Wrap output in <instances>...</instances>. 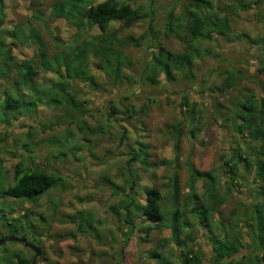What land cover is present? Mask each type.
Here are the masks:
<instances>
[{
  "label": "trees",
  "instance_id": "trees-1",
  "mask_svg": "<svg viewBox=\"0 0 264 264\" xmlns=\"http://www.w3.org/2000/svg\"><path fill=\"white\" fill-rule=\"evenodd\" d=\"M154 3L155 0H149L146 7L135 6L131 0H30V4L36 7L32 20L20 21L9 28L6 26V2L0 0L1 121L9 123L13 117L19 118L24 113L36 111L40 105L62 109L71 106L75 114L79 113L76 116L79 130H90L88 124L80 119L90 111L85 107L87 101L78 97V84L100 89L93 72L94 65L111 79L113 86L131 80V75L125 73L134 69V61L127 52L130 47L147 48L149 59L143 68L142 80L148 85H160L163 79L174 82L176 74L194 78L195 62L210 54L203 44L217 40L218 36L229 37L231 17L217 5L216 0H184L182 6L169 11L161 26L155 22ZM46 4L48 16L43 8ZM246 6L242 0L228 4V7L241 9ZM47 17L63 19L75 29L67 41L56 40L53 52L40 28L42 26L50 32ZM143 21H146L147 27L140 35L126 32ZM170 37L184 44L185 49L178 52L168 49L162 40ZM15 45L35 48L36 54L32 59L19 61L13 54ZM41 69L54 75L56 80L38 81ZM240 80L239 70L234 67L227 69L217 90L224 96L236 89ZM246 91L230 100L229 105L221 106L222 110L216 111L217 118L227 127L230 124L233 135L238 137L233 140L232 152L220 155V175L199 170L193 162L187 161L190 175L184 201L177 172L168 178L169 197H164L155 187L142 186L141 174L135 165L149 172L156 167V163L150 160L149 145L141 141L128 145L125 166L118 170L114 179L103 177L111 185L117 200L111 211L120 229L121 262L136 231L143 233L139 240L146 242L153 230L158 229L170 231L165 242L171 241L175 247L161 244L150 251L149 259L154 264H207V254L200 240L202 236L213 250L210 264H264V95L258 96L249 89ZM110 103L109 121L120 108L118 103ZM180 107L191 126L192 136H196L207 110L197 101H192L188 93L183 95ZM123 112L129 118L136 116L134 106H126ZM74 113L70 115L75 116ZM172 126L177 128L174 133L175 156L169 163L175 164L179 161L183 131L176 125ZM127 139L125 133L120 135L121 141ZM239 165L248 175L252 201L244 202L241 210L233 208L229 217L217 219V213L229 199L231 186L242 177ZM3 173L0 170V197L36 202L49 190L63 184L60 176L23 162L14 166L15 179L12 183H6ZM198 181L203 182L202 193L197 191ZM140 196H145L144 202ZM1 219L2 224L13 233L22 231L25 238V231H28L34 245L41 243V228L30 218L29 211L21 217L12 218L3 210ZM69 219L77 222L78 233L91 232L100 238L99 222L91 213L79 211ZM39 220L46 221V218L41 215ZM68 236L75 238L76 234ZM27 249L32 252L31 258L20 250H7L3 258L5 264H31L34 252Z\"/></svg>",
  "mask_w": 264,
  "mask_h": 264
},
{
  "label": "rangeland",
  "instance_id": "rangeland-1",
  "mask_svg": "<svg viewBox=\"0 0 264 264\" xmlns=\"http://www.w3.org/2000/svg\"><path fill=\"white\" fill-rule=\"evenodd\" d=\"M135 6H149V0H131ZM237 0H216L231 17L229 37H217L203 44L210 54L202 56L195 62V77H181L176 74V81L162 80L160 85H148L142 80L145 62L149 59L146 46L128 48L127 52L134 61V69L126 71L132 79L124 84L113 86L111 79L93 66L99 90L78 84L76 91L79 99L86 100L85 107L90 111L84 120L90 130L80 131L76 116L71 106L57 108L40 105L36 111L13 117L9 123L1 121L0 115V170L4 173L6 183L15 179L14 166L23 162L27 165L62 178L63 184L49 190L36 202L14 199L10 196L0 197V238L7 236H24V232L13 233L2 223L3 210L12 218L21 217L29 211L30 218L41 228L42 239L37 246L42 254L37 264H154L149 259V252L164 244L175 247L169 230H153L149 241L141 242V231H136L125 249L123 262L120 258V229L111 206L117 201L112 194L111 185L103 177L115 178L118 170L125 166V153L129 144L141 141L149 145L150 160L156 163L151 171H144L139 165L136 168L141 174L142 186L157 188L164 197H169L168 178L173 172L180 177L183 201L188 193L187 182L189 171L186 162L191 161L199 170H206L220 175V155L232 152L235 137L229 126L217 118V110L229 105L230 100L249 89L258 96L264 95V0H242L246 8L228 7ZM7 11L6 26L12 28L20 21L27 22L36 11L30 0H5ZM184 0H155V22L161 26L173 8L183 5ZM48 4L43 8L49 15ZM177 12L179 9L176 10ZM50 32L40 26L42 35L51 52L54 44L67 41L75 32L63 19L52 20L47 17ZM147 27L146 21L139 22L127 33L140 35ZM9 42V41H8ZM162 43L173 51H183L185 45L173 37L162 40ZM17 60L32 59L35 48L13 46ZM234 67L240 71L241 80L237 88L226 95H221L217 88L223 80V72ZM38 81H55L51 73L42 69ZM189 94L192 101H197L206 112L199 123V132L192 136L190 124L186 120L180 102L184 94ZM110 101L118 103L119 112L110 115ZM126 106H134L136 116L129 118L123 111ZM67 109V110H66ZM222 110V109H221ZM69 112V113H67ZM74 113V115H70ZM183 131L178 163H169L174 159L175 127ZM125 133L128 139L120 140ZM238 138V137H237ZM128 143V144H127ZM32 150V151H31ZM74 152V153H73ZM165 164H163V162ZM242 177L231 186L229 199L222 205L217 219L231 215L233 208L241 210L244 202L252 201V192L247 184V174L239 165ZM228 182V180H226ZM197 191L203 192V182H197ZM144 202L145 196H140ZM79 211L91 213L98 221L100 238L77 232V222L69 217ZM44 216L46 221H40ZM38 220V221H37ZM76 234L75 238L68 236ZM31 235L25 231V239ZM201 243L207 254L206 263L210 264L212 247L202 236ZM31 242V241H30ZM32 243V242H31ZM7 250H20L27 258L32 252L16 242L0 246V264ZM244 254V253H243ZM180 263V260H178Z\"/></svg>",
  "mask_w": 264,
  "mask_h": 264
},
{
  "label": "water",
  "instance_id": "water-1",
  "mask_svg": "<svg viewBox=\"0 0 264 264\" xmlns=\"http://www.w3.org/2000/svg\"><path fill=\"white\" fill-rule=\"evenodd\" d=\"M8 242H16L22 244L23 246L31 249L34 252V257L31 264H37L39 257L42 255V248L40 246L34 245L30 241L25 238L18 236H7L4 238H0V246L5 245Z\"/></svg>",
  "mask_w": 264,
  "mask_h": 264
}]
</instances>
